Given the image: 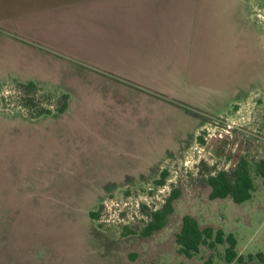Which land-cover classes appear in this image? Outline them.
I'll use <instances>...</instances> for the list:
<instances>
[{"label":"rangeland","instance_id":"rangeland-1","mask_svg":"<svg viewBox=\"0 0 264 264\" xmlns=\"http://www.w3.org/2000/svg\"><path fill=\"white\" fill-rule=\"evenodd\" d=\"M234 1L156 0L162 15L168 8H201L192 23L184 18L192 27L181 47L190 52L193 81L228 94L214 102L226 110L208 113L162 94L195 110L196 117L170 104L154 105L146 114L149 101L124 82L88 85L98 71L88 61L115 64L106 72L126 79L144 74L128 59L127 48L119 49L116 63L98 52L101 29L128 28L125 1L0 0V264H205L209 258L228 264L226 244L203 246L193 257L180 252L176 234L186 214L202 227L233 232L243 264H264L262 178L254 174L256 190L243 203L211 199L207 181L241 157L252 163L264 159V0ZM207 3L209 9L215 4L209 14ZM34 39L52 45L26 44ZM29 81L35 90L25 87ZM72 84L98 111L148 116L134 120L130 134H121L136 139L134 147L73 146L62 133L64 121L36 124L24 118L37 107L55 111ZM164 169L169 174L159 185ZM174 189L180 195L167 224L144 236L152 213Z\"/></svg>","mask_w":264,"mask_h":264},{"label":"crops","instance_id":"crops-1","mask_svg":"<svg viewBox=\"0 0 264 264\" xmlns=\"http://www.w3.org/2000/svg\"><path fill=\"white\" fill-rule=\"evenodd\" d=\"M118 1H125L123 5L129 11L128 28L121 30L116 25L113 29H101L97 35V45L101 50L98 52L112 55V63H116L120 61L117 56L121 52L119 49L127 48L128 59L132 62L134 60L136 64H139L144 69V74L135 76L132 80L126 79L115 73L106 72L115 69V64H105V61L100 63L101 65H98L92 61H88L87 63L91 65L90 68L95 66L93 69L96 68L98 70L94 74L97 78L88 81V85L92 84L98 87L99 85H108L109 87H113L112 85L118 86L121 82H124L135 88L136 92L140 93L146 101H149L150 107L146 108V114L152 111L154 105L170 104L179 109L184 108L193 116L200 117L195 113V110L189 111L187 108L177 105L169 99H165L162 94L182 101L194 107V109L203 110L208 113H216L219 111L217 109L225 111L226 107L224 106L215 108V96L226 99L228 94L221 89L215 88L213 84L194 82L196 70L190 64V52L187 48L181 47L184 32H186L187 28L191 30L190 27H192V24H186L184 18L186 16L190 17L189 21L192 23L195 20V15L201 13V8L199 11L198 6H194L195 9L190 8L192 10H183V12L178 7L168 8V10H165L166 15H162L159 8L160 5L159 3L156 4V0ZM228 2L227 0H219V4L223 5H229L235 1L229 0ZM207 4L208 8L206 9L208 10L204 11L205 14L213 11V7L215 6L214 4L209 9V6L211 7L212 4ZM118 37L126 39H123L124 44L119 41ZM32 41L33 43L26 42V44L31 47L38 46L40 48L52 45L45 44L36 39ZM53 46L58 47L56 45ZM0 62L3 61L0 60ZM132 83H135V85ZM77 84L69 86V92L67 91L66 93L67 107L63 112L53 111L50 114H44L39 117L24 115V118L36 124L52 118L64 121L65 128L62 133H65V137L68 135L66 137L67 141L73 146L79 143L84 148L94 144L95 146L104 145L110 149L114 148L115 145L123 143L134 147L133 145L137 143V140L132 137L121 139V134L126 132L130 134L132 122L134 120L147 121L148 116L145 115L143 118L139 117V114L137 115L134 111L126 113L120 110H110V108L106 111H98L96 108L90 106L89 101L92 98L84 93H79L80 89ZM176 86H179V88ZM232 102L234 101L232 100L231 104ZM203 125L204 122L201 121L198 128ZM141 140L147 143L146 138Z\"/></svg>","mask_w":264,"mask_h":264},{"label":"trees","instance_id":"trees-1","mask_svg":"<svg viewBox=\"0 0 264 264\" xmlns=\"http://www.w3.org/2000/svg\"><path fill=\"white\" fill-rule=\"evenodd\" d=\"M25 87L29 90H35L37 85L33 81H29L25 84ZM64 98L62 105L56 107L55 111L63 112L66 109L67 96ZM52 112V109L37 107L32 117H39ZM199 138L203 140L202 137ZM168 174V169L162 170L160 179H157L156 183L159 185L165 184ZM254 174L260 176L264 183V159L252 163L247 157L239 158L231 169H221L208 177L207 181L211 187L210 198L231 197L236 203H243L252 199L256 190ZM179 195V190H172L163 207L152 213V219L142 230L144 236H150L167 224L168 216L174 211L173 202ZM90 214L93 218L99 216L96 211H92ZM176 240L180 246V252L187 257L198 254L203 246L217 249L219 245L226 244L225 261L228 264H243L244 262L243 256L237 250L238 240L233 232L226 233L223 228H214L213 226L202 227L199 220L191 214L184 215L182 227L176 234ZM205 264H214V261L209 258L205 261Z\"/></svg>","mask_w":264,"mask_h":264}]
</instances>
